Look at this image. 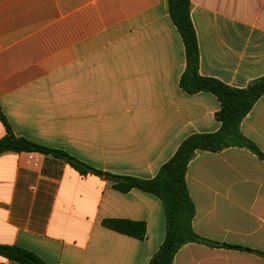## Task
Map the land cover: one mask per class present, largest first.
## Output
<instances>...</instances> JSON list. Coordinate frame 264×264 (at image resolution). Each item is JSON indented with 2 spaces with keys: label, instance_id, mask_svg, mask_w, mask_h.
<instances>
[{
  "label": "crops",
  "instance_id": "obj_1",
  "mask_svg": "<svg viewBox=\"0 0 264 264\" xmlns=\"http://www.w3.org/2000/svg\"><path fill=\"white\" fill-rule=\"evenodd\" d=\"M191 2L199 76L234 89L263 78L264 0ZM186 69L166 0H0V112L17 137L99 171L152 180L187 138L221 129L219 99L185 91ZM240 130L264 153V96ZM186 184L194 232L241 248L190 243L173 264H264V161L239 147L198 151ZM107 220L144 222L146 236ZM165 238L155 195L52 155L0 156V245L46 264H150Z\"/></svg>",
  "mask_w": 264,
  "mask_h": 264
},
{
  "label": "trees",
  "instance_id": "obj_2",
  "mask_svg": "<svg viewBox=\"0 0 264 264\" xmlns=\"http://www.w3.org/2000/svg\"><path fill=\"white\" fill-rule=\"evenodd\" d=\"M170 18L180 33L187 58L186 73L181 79V86L188 93L207 91L213 93L221 103V110L216 118L221 122V129L212 134H199L187 138L179 147L174 157L166 163L152 180H142L134 177L117 176L99 171L66 152L52 150L17 137L0 112V119L5 126L6 135L0 139V156L6 153L37 152L64 159L81 175H97L113 183L114 189L127 193L137 189L158 197L166 215V238L154 255L150 264H173L178 251L190 243H198L210 247L237 246L221 245L198 236L193 230L195 205L190 197L186 173L188 165L198 151L218 153L231 147H239L250 151L264 161V153L250 139L246 138L240 125L251 112L256 102L264 96V77L251 84L246 89H234L215 79L200 77L199 49L190 11L192 0H166ZM106 228L120 234L143 240L146 236L144 222L127 220H107ZM0 256L19 264H46L35 254L13 246L0 245Z\"/></svg>",
  "mask_w": 264,
  "mask_h": 264
}]
</instances>
